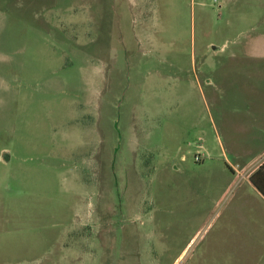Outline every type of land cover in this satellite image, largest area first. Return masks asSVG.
<instances>
[{
  "label": "rangeland",
  "instance_id": "374dc122",
  "mask_svg": "<svg viewBox=\"0 0 264 264\" xmlns=\"http://www.w3.org/2000/svg\"><path fill=\"white\" fill-rule=\"evenodd\" d=\"M263 31L264 0H0V264H264L228 59Z\"/></svg>",
  "mask_w": 264,
  "mask_h": 264
},
{
  "label": "crops",
  "instance_id": "0c3cea01",
  "mask_svg": "<svg viewBox=\"0 0 264 264\" xmlns=\"http://www.w3.org/2000/svg\"><path fill=\"white\" fill-rule=\"evenodd\" d=\"M258 29L259 27L255 25L251 27L253 31H257ZM261 33L241 42V48L238 49V52L229 56L228 59L235 58L252 63L251 73L246 72L243 74L244 77L237 81L239 84L237 88L240 92H245L247 107L253 109L252 114L257 117V119H254V122L261 125L258 126L260 133H258L257 138L263 140V142L259 150L255 153L253 152V159L249 163L243 162L244 166L241 171V177L249 181L250 185L264 199V194L250 181V176L255 174L264 165V34L261 35ZM261 156L263 157L261 158ZM255 180L264 189V169H262L260 174L255 175Z\"/></svg>",
  "mask_w": 264,
  "mask_h": 264
},
{
  "label": "trees",
  "instance_id": "16d2710c",
  "mask_svg": "<svg viewBox=\"0 0 264 264\" xmlns=\"http://www.w3.org/2000/svg\"><path fill=\"white\" fill-rule=\"evenodd\" d=\"M262 169H264V165H262L260 167V169L255 174H252L250 176V181L252 182V184H254L256 186V188H258V190H260L262 192V194H264L263 187L261 186V184L257 180H255V175L260 174L262 172Z\"/></svg>",
  "mask_w": 264,
  "mask_h": 264
},
{
  "label": "built area",
  "instance_id": "2783aa9c",
  "mask_svg": "<svg viewBox=\"0 0 264 264\" xmlns=\"http://www.w3.org/2000/svg\"><path fill=\"white\" fill-rule=\"evenodd\" d=\"M195 161L200 162L201 161V157L199 155H196L195 156Z\"/></svg>",
  "mask_w": 264,
  "mask_h": 264
}]
</instances>
